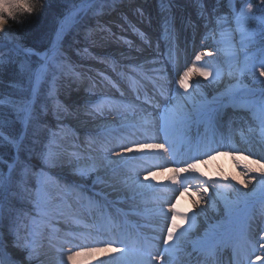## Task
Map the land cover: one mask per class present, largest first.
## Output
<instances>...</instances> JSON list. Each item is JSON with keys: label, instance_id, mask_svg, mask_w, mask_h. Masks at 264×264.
Instances as JSON below:
<instances>
[{"label": "rangeland", "instance_id": "1", "mask_svg": "<svg viewBox=\"0 0 264 264\" xmlns=\"http://www.w3.org/2000/svg\"><path fill=\"white\" fill-rule=\"evenodd\" d=\"M117 1V0H112ZM131 8L135 9L131 13L132 15H127L129 21H131V24L135 26V28L128 22L126 17H120V15L115 14L117 16V21L113 23H106L104 25H101L98 21L95 23L90 24V28L87 30L84 29L85 32H87V35L89 36L88 39L84 38L83 40L81 38H77L78 35H80V32H75L73 35L70 36V42L73 45L72 51H63L65 55H60L58 56L57 59H55V63L52 66V71L50 73V88L48 86L47 89L51 90L52 93L46 92L45 94L47 98L52 99V103L55 104L56 108L54 107V112H49L52 114V120L51 125H49V128L45 129V125L39 124L36 122L31 123V126L33 127V133L31 132L29 136H31L30 142H31V147H29V150L31 152H36L40 154L42 157L44 154H47L48 152H51L53 154V157L55 159V163L51 165L44 164L42 161V166L34 171L33 169L28 168L29 170L27 173H24L22 171V165L19 166V168L15 171V175L13 173H7L2 171V168L0 170V178H2L3 182L0 183V188L3 189L5 187V191L7 190V186L11 185V191L13 188V195L14 192L16 194L13 197H17L18 199L16 201L18 204V207L15 209V206H12L9 208L10 210L8 211V215L6 217V221H4L3 225H0V236L2 240L4 248H1L0 245V264H8L11 260H9L5 256V248L7 247H14L19 253L23 254L22 259L27 261V264H48L47 262L42 261L43 257L45 256L43 254L44 250L43 249H52V254L48 259L54 260L52 264H61L62 259L66 261V255L71 254V252L79 250L81 245L84 246H105V245H85L81 241H77L76 239H81L84 240L85 243L88 244V242H93L95 241L92 237H95L94 229L89 228L86 225L82 224V221L84 220L83 216L85 214L84 209L81 206V203L78 201L75 202V208H78V211L81 215H75V214H70L71 212L66 211L61 215V218L64 219L63 226L64 228L71 230L72 232H67L64 229H59V227H56L53 223L58 221V216L55 214L54 210L50 211L49 213L44 212L42 214L43 217L49 220V222L42 224L38 222H33L34 217H30V213L28 214L24 208L28 209L32 206H35V208H41L44 209L46 204L50 209L57 208L59 209V205L64 203V198H56V194L52 193V200H51V195L48 193L49 191H54L52 189L55 183L58 184V180L55 178L51 179V182H47L48 179L51 177L48 169L51 170V173H53L56 169H60L62 166L59 164L57 165V157H60L63 152H64V144L60 143L61 142V136H64L67 130L63 129L60 124L63 123L65 120V117L70 115L73 111V109L70 108V106L67 104L68 97L70 96L69 94H74L76 95L79 91H74L76 88H78V82L82 84V81L77 80V78H80L81 76L84 75V71L87 70L86 64L89 62H97V63H104L106 65L107 71L106 75L111 78L115 82V86H112L110 83V80L104 76L97 75L99 82V86L104 90V88H108L111 91L116 90V86H125L129 82L128 80L130 74H135V73H141L143 72L144 74L150 73L153 77L156 76V74H159V78L162 80L161 82L164 83L169 90L172 91V97L170 99H167V101L170 103L169 105V110L172 111L173 106H175L176 109H179L183 111L186 116L190 115L192 112H197L199 111V108H205L208 105L211 104V102H215L218 98L214 97V93H216L215 90V85L216 82L218 81V77H209L208 79H204L201 77L209 87V99L206 100L204 98H199V100L196 101L195 104V98L191 96L194 92L192 91V88L188 90V92H185L183 89H180L179 92L180 94L177 95L176 87H175V75L173 72L169 70L167 60L164 58L165 56L160 55L162 53L163 49L167 45L166 42V35H168L167 31H164L165 27L167 26L168 28L171 27V24L166 22V24H158V20L161 19V17L164 16L165 9L161 6H159L162 3H166V0L164 2H160L158 0V7L160 8L157 12V17L155 19L153 18L150 23H147L143 25V22L141 21L140 17H144L146 21L149 20L152 16L149 14L148 5L147 7L143 6L147 4L146 1L142 0H131ZM160 3V4H159ZM246 0L242 2V5H245ZM149 4H153L155 6V1H152ZM140 5V6H139ZM157 5V4H156ZM254 5V4H253ZM78 6L76 4L75 6H72L71 10L67 13L70 14L73 9H75ZM135 7V8H134ZM92 8V5H87L82 14L79 15V21L84 18L83 14L86 12L90 11ZM170 13V10L168 11ZM172 14V13H171ZM113 15V16H115ZM148 17V18H147ZM139 18V19H138ZM138 19V20H137ZM255 22H254V21ZM73 19L68 18L63 19L61 22V27L58 33L61 35L68 26L72 23ZM77 21V20H76ZM122 24L119 26V24ZM242 25L244 28H247L249 31V36L252 38L254 36L253 40L248 41L245 45H243L242 49L239 51L240 53H245L247 48L251 46H259V52L260 55L258 56V59H253L254 58V52L251 53L252 56L245 55L243 57L237 56L236 60L237 63L240 64L241 70L245 69L246 66L248 65L249 59H252L253 61H258L261 58H264V44L261 43L263 38H261L262 33L264 32V16L261 17L260 13L254 14L253 19L251 18L250 21L243 20ZM9 28L13 31V29L10 27L8 24ZM14 35L17 38L18 41V48L24 51L26 56H35L36 60L39 62L40 60H44L48 56V51L44 53H39L31 49H24L19 37L17 34L13 31ZM75 36V37H74ZM146 36H149L146 37ZM264 41V40H263ZM106 42V43H105ZM153 43V46L155 48L160 49L158 51L154 52H149L147 51L146 48L150 47V43ZM70 44V45H71ZM102 50L105 51H112L113 53H121V57L115 56L114 57H109V58H114L115 63L112 60L106 59L105 56H102L99 54ZM245 51V52H242ZM159 52V53H158ZM111 56V55H110ZM113 56V55H112ZM148 58V59H147ZM151 60V61H150ZM252 61V62H253ZM249 62V63H252ZM120 63L123 67L122 70L116 64L118 65ZM160 64V66H159ZM43 68V64L37 68L35 71V77H34V84L35 86L38 85V81L40 80V75H41V69ZM244 75L245 73L239 72V74L235 77L234 82L238 81L239 79H242L244 81ZM258 77L259 73L257 71L256 74ZM253 76V75H252ZM255 77V76H253ZM239 78V79H238ZM246 78V77H245ZM256 77L254 78V82L259 83L261 85H264L262 81H264V77L261 78L260 81L255 80ZM159 80V79H157ZM90 82V81H89ZM191 84H194L196 81L192 80L191 77ZM92 83V82H91ZM241 86H245V83H241ZM35 86L32 87V90L34 92ZM240 86V87H241ZM239 85H234V88L232 89L233 91L235 89H238ZM118 90V88H117ZM126 90L129 91V89L126 87ZM130 92V91H129ZM108 94L109 97L105 98L104 96ZM89 98L92 100H96L95 103L92 105L85 104L79 108V111L89 113L86 114L85 120L87 126H96L97 123L100 121H104L106 119H111L117 122L120 121L122 118H126L127 120H132L134 122V119H137L140 115L136 114H127L125 117H113L111 115H108V112H110L114 105L115 102L113 103L114 98H118L120 100L126 101L125 97H122L120 95H114V93H104V92H98L92 94ZM80 97V96H78ZM178 97V98H177ZM86 99V98H85ZM103 99H108V101H104ZM178 99V100H177ZM222 98H220L221 100ZM103 100V101H102ZM129 101L131 102H136L135 99H133L131 96L129 98ZM78 103V102H77ZM137 103V102H136ZM132 105H130L131 107ZM0 107L1 110H4V108H7L9 112L13 115L12 121L13 124H15V121H19L20 123L26 119V116H28V113L30 112L31 115H34V111L32 112V100L28 97L24 98H17V99H12V98H2L0 100ZM3 107V108H2ZM199 107V108H197ZM110 110V111H109ZM194 110V111H193ZM175 115H171L173 119L177 120V113L176 111H172ZM75 115H77V111L74 110L73 112ZM92 113V114H91ZM80 115V114H79ZM78 115V116H79ZM50 116V115H49ZM49 116L47 118H49ZM81 116V115H80ZM79 116V117H80ZM32 117V116H31ZM30 117V118H31ZM47 118H44V120ZM99 118V119H97ZM30 120V119H29ZM154 120V119H153ZM132 122V123H133ZM131 123L132 130L128 131L129 128L126 127V134H128V137L131 139H138L140 137H143L140 132L133 127V124ZM39 125V126H38ZM180 126V123H178L175 127ZM117 127V126H116ZM156 125H153L151 130L155 131ZM95 133V132H94ZM0 136L3 138V140L7 143L8 147H14L17 145L18 139H15V136H10L8 134H4L2 130H0ZM39 136L44 137V144L40 143L37 141V138ZM157 137V134H156ZM151 142H161V140L157 139V141H151ZM142 143V141H140ZM140 143H135L129 147H132L131 152H127L131 155L135 150L139 149L138 144ZM63 145V146H62ZM80 148V147H79ZM128 148V147H125ZM147 149V148H145ZM121 151V150H120ZM119 151V152H120ZM124 151V150H122ZM94 153L96 151H93ZM100 152L99 154L101 156L102 161H104L106 164H109L112 162V159L114 158L113 156H116V152L112 153H102L101 151H97L96 153ZM126 152V151H125ZM80 154H74L71 156V159L75 162L69 163L67 162L66 165L63 168H77V171L73 174L71 180L72 181H80L83 180L86 182V186H94L95 182V177H96V170L93 168V170L88 171L87 175H81L80 171L78 169H87L84 168L83 164H80L79 161L84 159ZM88 160H92L89 157ZM133 158V157H131ZM165 159V158H164ZM163 160V159H160ZM248 165L251 167L252 164L251 162L255 159L249 157L248 159ZM165 161V160H163ZM216 160L205 163V168L207 169L209 167H212L214 170V177L212 178V182H216L218 187L213 188L209 187L208 192L203 195V199L200 198V196L196 195L193 196L190 199V197H180L176 200L169 199V204L168 208L171 206V204L174 202L176 210L179 211L182 215H186L189 218L195 216V222L192 223L191 220H184V219H178L177 220V225H178V235L180 232H183L185 230L187 231V235L184 237V239L181 241V246L184 245V242H191L192 244L198 245L199 240L204 239V233H206L205 238H209L212 235H218L219 233L223 232V230H226L227 227L225 226V222L228 221V215H229V222L232 223L235 217L237 216L236 213L232 212V210L235 209H243L247 206L248 203H251L253 201V197L256 196L255 193L258 192V190L261 188V180L264 179V177H261L259 172H253L250 174L249 177H243L245 180H251V185L249 184V187L251 191L249 194H242L239 191H236L238 189V185H236L234 182L231 181V179L227 176L225 173V169L221 168L218 166ZM91 162V161H89ZM131 162V161H127ZM139 160L137 161H132L131 162V168L136 169V166L138 164ZM12 164V160L6 161L3 159L2 164ZM123 163L121 161L118 165ZM117 165V166H118ZM169 167V166H168ZM259 166L253 167V168H258ZM45 169V170H44ZM160 176L162 179L166 181L168 179V176L170 175L166 172L163 171V168H160ZM7 170V169H6ZM235 171L242 176V170H238L237 168ZM155 172V171H154ZM201 172H203L201 170ZM3 173V174H2ZM149 173H145V175H137V173H133L130 171L129 174H124V170L121 173V168L119 171H116L112 173L111 179L114 180H121L125 176L128 178H131L133 183L130 185L129 182L127 181L126 183L122 184L121 186L123 187V191L128 192L129 190L133 189L134 191H138L141 188L140 183L145 181V177L147 176H152L148 175ZM258 174V175H257ZM53 175V174H51ZM14 176V177H13ZM254 177V179H253ZM16 178V179H15ZM138 178L141 179L139 182L136 181ZM78 179V180H76ZM170 181V180H169ZM35 182H37V185H35ZM6 183V184H5ZM123 183V182H122ZM171 183V182H170ZM34 184L35 187L32 185ZM253 184V185H252ZM3 185V186H2ZM32 186V187H31ZM43 186V187H42ZM176 185H168V189L176 188ZM227 186V187H225ZM264 186V185H262ZM30 188V190H29ZM162 188V187H161ZM160 188V189H161ZM50 189V190H49ZM227 192L229 195V203L227 205H223L221 200L218 198L216 193L217 191L219 194L224 193V191ZM239 190V189H238ZM263 191L261 193H264V188L262 189ZM39 191V196H37V192ZM48 191V192H47ZM147 191V190H146ZM146 191H141V192H146ZM141 192H136L134 195L129 196L128 198H132V200H143L145 202L140 203L137 201V204L135 206H138L139 210H152V209H159L162 207V205L153 204V201L146 198L142 197ZM149 192V191H147ZM6 193V192H5ZM246 193V192H243ZM1 194V193H0ZM258 194V193H257ZM146 196L147 193L145 194ZM11 196V194H10ZM150 197V196H149ZM63 200V202H62ZM132 200L126 199L124 203H119L121 206L124 207L125 205H130ZM198 201V202H197ZM11 205V204H10ZM63 206V204L61 205ZM121 207V208H123ZM129 207V206H127ZM81 209V210H80ZM124 209V208H123ZM138 209L133 210V212H136ZM38 211V210H37ZM73 213V212H72ZM172 215L171 212H168V216L170 217ZM154 218H158L159 216H155ZM75 221H79V223H76ZM146 222L147 226H150V223L148 221ZM168 224H170V221H167ZM167 224V225H168ZM217 228H220L219 231H217ZM215 230V233L210 235L212 233V230ZM79 232V233H76ZM52 239L56 240L58 243L54 244V247L50 245L47 240ZM6 241V242H4ZM72 241L76 242L80 247H74V246H68L67 242ZM88 241V242H87ZM175 243V241L170 242ZM115 247V246H113ZM66 248H71L72 251L70 253H63ZM165 248V247H164ZM129 252V251H128ZM32 254L31 259H27L26 257L28 254ZM104 255V254H103ZM164 255V252L161 254ZM160 255V256H161ZM104 259L102 262L97 261L96 256L94 257H88V256H83L79 257L77 260V264H97L99 262L100 264H103L105 260H114L116 256H114L112 253H109L108 255L103 256ZM126 257L124 256L120 261L117 262V264L123 263L122 260L126 261ZM160 259V258H159ZM157 260V259H156ZM154 261V264H162V261ZM169 261V257L165 255V262ZM172 264V262H171Z\"/></svg>", "mask_w": 264, "mask_h": 264}, {"label": "bare ground", "instance_id": "2", "mask_svg": "<svg viewBox=\"0 0 264 264\" xmlns=\"http://www.w3.org/2000/svg\"><path fill=\"white\" fill-rule=\"evenodd\" d=\"M87 3H90V2H87ZM181 3L184 6L187 7L188 11H190L191 6H190V4H187L186 0H181ZM85 4H86L85 0L81 1L80 5L78 7H76V9L72 12L70 17L73 18L75 15H77L78 12L82 9V7ZM153 7H150L149 9L153 10L152 9ZM212 11H213L212 14L214 16H218L219 15V12H216L214 10H212ZM125 12H127V10ZM152 13H153L152 11H149V14H152ZM106 21L108 23L116 22L117 21V16L115 15V16H112V17H108L107 19H103V20H101L100 23L101 24H105ZM121 25L122 24L120 23L119 26H121ZM234 25H235V23H232L231 21L225 23V25H224L225 27H227L226 30H228V32L226 34L225 40L221 43V46L227 52L234 50L231 42L233 40L234 35H236L238 33L237 31H234ZM8 29H10L9 26L6 27V31ZM146 37L149 38V36H146ZM0 43H8L9 45L13 44L14 47H17L18 44H19L18 41H17V38L14 35L12 30H11V32L8 35H5V32H0ZM149 43H150V45H149L150 47L146 48L147 51L154 52V51H158L160 49V47L159 48H155L153 46V43H151V42H149ZM59 47H60V41H59V39H57L54 49L58 50ZM202 51H207V49H197V51L195 53V56L199 55L200 52H202ZM99 54H101L102 56H109V57H114V55L115 56L119 55L120 57L122 56L121 53H113L112 51H105V50H102ZM222 56H223L222 59H217V60H212V59L209 58V56H205L204 60L202 62H200V63L207 64L209 61H211L209 70L213 72V75H214V71H216V69L219 68V66L224 67L226 72L229 74V76L227 77L228 81H229V83L227 85V88L233 89L234 88V84H235L234 79L237 76V70L234 69V67H229V65L233 62V60H235V58L232 59V60L229 59V60L226 61V57L228 56V53H226V52ZM194 62L195 61H194V59L192 57V60L190 61V66ZM87 66L91 70L94 69V70H97L100 73H103L106 70L104 64H100V63H97V62H89L88 64H86V67ZM159 66H160V64H159ZM188 67H189V65H188ZM92 74H90L91 76H89V79H91V77L95 78V73H92ZM84 78L88 79L87 76H85ZM192 80L196 81L193 85H195L197 83L200 84L199 90H195L194 91L192 89V91L194 93L191 94V96H193L195 98V103H196L197 100H199V98H204V99L208 100L209 99V94H211V93L209 92V87H207V85H205L203 79L200 76L195 75V76L192 77ZM236 82H238V81H236ZM97 85H98L97 89H100L99 84H97ZM120 89L123 92L126 91V87L125 86L124 87L120 86ZM69 95L70 96L68 97L67 104L70 106L71 109H73L72 110L73 112H74V110L77 111V115H75L72 112L70 115L66 116L65 120L63 121V123L60 124V126L63 129L67 130L66 133L64 134V136H61V142L60 143L64 144V146L68 149V153H67L68 155H61L60 157H57L58 160H57L56 164L57 165L59 164L62 167L60 169H56L54 171V174L56 176H58V175L59 176H63L65 179L72 178L73 174L77 171V168L74 167V168L68 169V168H63V167L66 165L67 162L73 163V164L75 163L73 161V159H71L70 153L71 152H73V153L76 152V154H80L81 153V155L83 157H85L84 159L79 161L80 164H83L84 168L93 167L96 170L94 189L99 190L98 192L105 193L106 196H108V197H110L111 199L114 200L113 203H124L125 202V198L129 199V200H132V199H130L128 197L134 195L136 192L149 190V188L141 187L142 189H140L138 191H134L133 189H131L128 192H125V191H123V187L121 185L126 183L127 181L132 180L131 178H128V177L125 176L120 181L111 179L112 173L113 172L116 173V171H119V169L124 166L123 163H121L120 165H118V164L121 161H126L127 159H124V157H130L129 153H127L125 151H120L121 155L113 156L114 158L112 159V162L109 163V164H106L104 161L100 160L101 159V156L99 155L100 153L92 152L89 148H91V149H93V148L88 145V143H91V146L93 145L94 140L92 142L90 141V139L92 140V139L95 138V137L94 138L92 137L93 135L101 134L106 129H111V128L114 129V127H116V126L123 125V126L127 127L128 122H131L132 120H127L126 118H122L120 121L117 122V120L114 121V120H111V119H106L104 121H100L99 123H97L96 126H91V125L87 126V124H86L87 122H86L85 118H87L86 114H88V113L79 111L78 107H81V106L85 105L84 103H86L87 101H92V100H90V99H82V98L85 97V94H83L81 97H79V98H77L75 100H73V97L71 96V93ZM78 101H79V103H77ZM123 101H121L118 98L115 99V105H114V108L111 111V116H114V117H116V116L125 117L127 114H144V115H142V117H140V118H142L140 120V123L142 125L147 126V127H150V126L153 125V123L155 121H153L152 116L149 115L150 114L149 110H143V109H141V108H139L137 106H131L130 107L128 104H124ZM208 108H212V105L208 106ZM145 115H146V117H144ZM208 115H209V112L205 111L203 114L190 117L188 120H192L194 118L201 117V120L203 122H205L206 119H207L206 116H208ZM97 119H99V118H97ZM138 121H139V119L135 120V122H138ZM46 122H53V120L52 119H47ZM206 124H207V122H205V125ZM257 128H260V124H258L256 120H253L251 122V124L249 126H247V131L249 129H253V131H259ZM224 129H225L226 133H228L229 135H232V138L229 137V135L227 137L229 142L232 141V142L238 143L240 141L239 136H237L235 134V129L233 128L232 125L225 124L224 125ZM244 132H246V131H244ZM90 133H93V134H90ZM84 135H87V139H88L87 141H85V139H83ZM22 138H24V135H23ZM242 139H243V141L246 142V146H247L246 148H250L251 147L250 145L255 140L252 135H250V136L244 135V137ZM217 147H219V146L217 145ZM115 148L118 149V147H115ZM147 153L150 156H156L157 153H159V152H157L154 149H148V151H146L145 148H139V149L135 150V152H133L131 157H134V159H138L140 157L139 159H142L144 155H147ZM199 154H201V153H199ZM86 157H89L92 160H88V158H86ZM155 159H156V157H155ZM89 161H91V162H89ZM153 161H155V160H153ZM215 162H217L219 167L224 168L225 169V173L231 179V181L234 182L236 185H238L239 192H241L242 194H249V192L251 191V189L249 187V184L251 185V183H248L247 187H245L243 183H237L238 180L242 179V176L239 175L235 171V169L236 168L238 170H242L243 169V165L240 164L239 161H234L233 160V156L229 155L228 157H218ZM237 164H239L240 166L238 167ZM204 166L205 165L202 163L201 164V168L203 169V172L208 177L210 175H211L210 177H214L213 168L209 167L207 169ZM232 177H235L236 179L233 180ZM140 180L141 179L136 180V181H140ZM143 182H144L143 184H145V185L151 184V185L156 186L157 184H161L162 183V178H161L160 174L156 175L155 179H153V176H148V178L145 181H143ZM132 183L133 182L130 181L128 185L131 186ZM243 192H246V193H243ZM217 196L221 200L223 205H227L229 203V198H228L229 195L227 194V192L224 191V193L219 194ZM95 201L97 202L96 208H101L102 206L100 205L101 201L99 200V198L95 199ZM111 203H112L111 201H110V203L108 202V199L103 200V206L105 208L103 210L107 211L108 205L111 204ZM133 203H136V200L133 201ZM150 211H152L154 213H157L156 210H154V209H152ZM106 214L108 215L109 218H111V221H112V219H114V217H115V221L118 220V218H116L114 213L107 212ZM205 234L206 233L203 234L204 238L206 236ZM130 242H132V241H130ZM43 250H44L43 254L45 256L42 258L43 259L42 261L47 262L48 264H52L54 262V260L48 259L50 257V255L52 254V249H48V250L43 249ZM7 251L10 254L11 258L17 259L18 261H20L22 259V257H23V254L19 253L14 247L8 248ZM112 254L114 256L120 255L119 253H112ZM262 255H264V253H262ZM103 256H104L103 254L96 255L97 261L102 262L103 259H104ZM141 257L142 256H140V255H136L134 253L129 252V254L126 257V261L122 260L123 263H121V264H141ZM99 262H97V264H100ZM23 264H27V262L24 261ZM152 264H154V262H152ZM259 264H263V263H259Z\"/></svg>", "mask_w": 264, "mask_h": 264}, {"label": "snow or ice", "instance_id": "3", "mask_svg": "<svg viewBox=\"0 0 264 264\" xmlns=\"http://www.w3.org/2000/svg\"><path fill=\"white\" fill-rule=\"evenodd\" d=\"M85 2H90V0H85ZM261 4H264V0H260ZM38 5H40V0H0V32H5V35H8L11 32V29H8L6 31V27L9 24V21H17L19 16L27 13V14H33L36 10ZM247 5V12L252 11V4L251 2H248L246 0ZM246 13L243 10H240L237 13V19L239 17L245 16ZM211 51H202L199 55L195 56V62L192 63L190 67H187L186 70L183 71L182 75H179V79L175 82V87L177 91V95L180 94L179 90L183 89L185 92H188L190 88H192L194 91L199 90L200 84L197 83L195 85L191 84V77L198 75L203 77L204 79H208L209 77L213 76V72L209 70L211 61H209L207 64H202L205 56H212ZM238 72L246 71L250 73L253 76H256L257 71L259 73V76L264 77V58H261L258 61H253L250 65H247L245 69L241 70L238 69ZM217 75L219 73L217 72ZM264 83V81H262ZM164 93L161 92V95ZM173 110L177 113V121L180 124H183L186 120V114L176 109L175 106H173ZM169 109H165V115H167V112ZM31 117V113H28L27 118ZM167 127V121H165V129ZM261 128V135L260 139L262 142H264V118L261 119L260 123ZM166 145H168L166 147ZM139 148H148V149H154L157 152H167L171 149L173 153V159L176 164L175 167H168L167 165L164 166L163 171L166 173H169L168 179L170 180L172 185H177L176 188L168 189L167 187L157 189L154 185L148 184L145 185L142 182L140 183V186L143 188H149L153 191L161 192V191H171L173 193V197L168 198L172 199L173 201L178 199L179 196H183L184 193L189 192L191 184V180L199 179L203 176L202 173H200V177L194 176V175H187L184 176L183 179L181 177V174H192L198 172V164L200 163H207L209 160H213L216 158V156L219 155H229L233 153H237L233 155L234 161H239L240 159L247 160L250 156L254 155L251 151L247 153V155L243 154V151L240 149H236L231 145H228L224 148L223 151H221L220 147H213L211 145H207L204 148V151L201 154L195 155V156H189L187 159L181 160L176 155L175 147L169 143L167 139L161 141V142H143L138 144ZM133 149L132 147L126 148V151L131 152ZM116 155H121L119 151L116 152ZM124 159H131L130 157H124ZM261 159H264V157H261ZM42 162L47 165H51L55 163V159L53 157V154L51 152H48L47 154H44L42 157ZM253 164L259 165L258 168H253L250 165H244L242 169V179L238 180L237 183H243L245 187H247L248 183H251V180H244L243 177H249L251 173L253 172H259L261 177H264V163H261L260 160H253ZM239 167L240 165L237 164ZM9 168H12V165H9ZM27 165H22V171L24 173H27L28 171ZM93 170L92 167H88L85 169H78L80 171L81 175H87L88 171ZM158 172H149V175L153 176V179H155V176L158 175ZM148 177L146 176L145 179ZM233 180H235V177H232ZM254 179V177H253ZM138 180V178H137ZM3 180L0 178V183H2ZM261 184L264 185V179L261 180ZM200 185L197 187L196 192L193 193V195H199L201 199H203V195L208 192L209 187L217 188L218 185L216 182L208 181L206 178L200 180ZM227 187V186H225ZM236 191H239L238 189ZM215 195H219V192L217 191L214 193ZM37 196H39V191L37 192ZM198 202V201H197ZM160 215L164 217L166 221H170V224L166 226L164 231L166 232V238L163 240L164 245H168V247H165L163 249L164 255L160 256V260L162 261V264H169L170 260L174 257L175 253L179 251L181 241L184 239V237L187 235V231L185 230L183 232H180V234L177 236V220L178 219H184L186 221L191 220L192 223L195 222V216L189 218L186 215H182L179 211L176 210L175 203L173 202L171 206L168 208V212H171L172 215L169 217L167 213L164 212L163 207L159 209ZM172 241H175V243H171ZM119 244L117 247H113L112 241H109L105 244V246H81L79 250L71 252V254L66 255V261L62 259L61 264H77V260L79 257L88 256V257H94L98 254H104L108 255L109 253H119L120 255L116 256L114 260H105L103 264H117L118 261H120L124 256H127L129 254L126 246L122 242H116ZM154 245H149L144 255L141 257V264H152V261L155 260L156 254L152 251V248H154ZM165 255L169 257V262H165ZM27 259L32 258V254L29 253L26 257ZM258 260L261 258H257Z\"/></svg>", "mask_w": 264, "mask_h": 264}, {"label": "trees", "instance_id": "4", "mask_svg": "<svg viewBox=\"0 0 264 264\" xmlns=\"http://www.w3.org/2000/svg\"><path fill=\"white\" fill-rule=\"evenodd\" d=\"M80 0H40L37 10L33 14H23L17 21H9L10 27L17 34L22 46L39 53L48 51L55 39L63 16ZM253 0L251 14L264 15V4ZM254 4V5H253ZM40 61L35 56L7 53L0 56V99L4 97L24 98L28 97L34 83L36 70ZM36 69V70H35ZM3 108V107H2ZM11 112L0 107V129L10 135L17 136L21 127L13 124ZM13 122V123H11ZM28 157H39L38 153H26ZM13 150L0 138V158L6 161L12 160ZM2 171L6 169L0 163Z\"/></svg>", "mask_w": 264, "mask_h": 264}, {"label": "water", "instance_id": "5", "mask_svg": "<svg viewBox=\"0 0 264 264\" xmlns=\"http://www.w3.org/2000/svg\"><path fill=\"white\" fill-rule=\"evenodd\" d=\"M8 49H9L8 46H5V45L2 46V47H1V50H0V54H1L2 52H7ZM13 51H15V52H17V53H18V52H22V51H21L19 48H17V47L13 48Z\"/></svg>", "mask_w": 264, "mask_h": 264}]
</instances>
